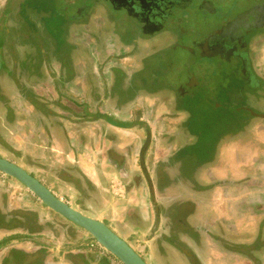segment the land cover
Masks as SVG:
<instances>
[{
  "label": "flooded vegetation",
  "instance_id": "flooded-vegetation-1",
  "mask_svg": "<svg viewBox=\"0 0 264 264\" xmlns=\"http://www.w3.org/2000/svg\"><path fill=\"white\" fill-rule=\"evenodd\" d=\"M160 40L174 42L161 48ZM263 44L264 0H0V118L4 119L0 151L8 153L0 152V156L26 169L20 162L28 161L27 152L12 146L10 140L16 134L10 130V121L22 115L14 103L29 104L40 120L41 108H57L71 120V138L76 141L81 136L79 122L92 131L101 130L102 135L110 123L122 131L113 133L105 149L99 141V158L90 160L93 165H105L102 193L98 190L95 195L86 186L91 191L82 195L78 163L52 165L67 171L69 184L80 190L79 204L85 197L90 204L110 206L115 199L111 180L116 177L124 186L118 198L131 202L130 194L143 190L141 208L148 202L152 210L148 221L139 205L116 199V204L126 206L124 220L116 223L120 232L114 229L118 235L141 218L152 232L144 241L151 240L154 253L171 264H229L239 256L263 264L264 243L256 242L226 244L228 253L218 261L206 246L201 250L192 244L182 218L192 206L188 203L192 186L197 185L195 195L205 196V183L214 184L213 167L224 168L221 155L226 147L240 149V155L251 153L249 158L264 155V117L259 115L264 114V72L257 62ZM171 48L180 51L162 54ZM127 106H131L128 122L117 119V113L108 114ZM207 124L212 135L205 140L207 126L203 125ZM42 129L48 137L47 129ZM148 135L143 158L151 187L139 162ZM65 142L76 157L72 139ZM132 160L137 165L133 173ZM255 161L256 165L252 159L238 163L248 171L238 182L264 185L255 169L261 167L260 159ZM175 213L182 217L175 219ZM75 231L72 239L78 240ZM197 234L200 244L203 233ZM92 240L89 235L81 246L90 251L85 244ZM5 251L0 264L46 262L47 253L41 249L19 256L14 247ZM172 252L179 255L173 257Z\"/></svg>",
  "mask_w": 264,
  "mask_h": 264
},
{
  "label": "crops",
  "instance_id": "crops-1",
  "mask_svg": "<svg viewBox=\"0 0 264 264\" xmlns=\"http://www.w3.org/2000/svg\"><path fill=\"white\" fill-rule=\"evenodd\" d=\"M48 108L49 109L41 108L39 110V116L43 118L40 120L37 118L38 116H33L29 104L25 103L23 106H19L18 103H14V109L22 115H18V120L10 121V130L14 131V133L16 132V134L10 137V140L12 146L21 148V150L23 149L27 152L28 162L26 161L25 163H28L30 166L33 164V157H38L41 160L46 157V163H50L51 159L54 157H60V153H64L65 156L69 158L75 157L72 151L67 148V146L65 147L66 139H72L75 147V144L79 143L80 149L76 148L77 155L75 158H77L78 155H85L93 158L96 157L97 159L99 158L98 153L100 152V150L97 149L99 141L102 142L103 149H105L109 141L113 139V133L118 134L122 131V129L107 123L106 130L108 136H104L107 133L102 135L101 130H94V132L90 128L85 127L81 122H77L78 132L79 134L81 133V136L78 138L80 140L76 141L75 137V139L71 138L74 136L73 132L70 131V127H72L71 120L64 116L65 113L64 115L60 113L57 108ZM130 108L131 106H127L116 111L111 109L108 114L117 113L119 115L117 119L126 120L128 122L131 119L128 116ZM45 110H48V112ZM3 121V115H1L0 122ZM42 128L47 129L48 137L43 135L45 132L42 133ZM86 133L88 135H86ZM43 139L48 140L49 143L43 142ZM36 146H41V149H37ZM87 147L90 148L88 149ZM250 155L251 153L239 154L237 158L242 164L246 163ZM103 159L104 157L102 161ZM253 159L256 160L257 158L253 157ZM133 162L134 160L131 162V173L137 168V165ZM260 163L261 167L259 169L255 167V169L257 176L261 177V179L263 177L264 179L263 160H260ZM78 166L80 170H77L81 178L84 179L85 185H90L91 190H95V195H98V190L102 193L101 189H105L106 187V169L103 162H101V164L98 162L97 166L94 165L89 168L82 167L78 161ZM25 168L30 170L29 167ZM222 168V165L213 167L214 172L212 173V179L214 180V184L210 185L208 182L205 183V196L202 195L200 197L195 195L197 185L194 184L192 186L191 200L188 202L192 206L185 217L175 213V219L182 217L183 221L186 222L188 226L186 234H188L190 240L193 241L192 244H194L197 249L198 245H200L201 250H206L207 247L208 253L215 256L218 261L220 258L224 257L225 253H228L226 252V244L251 246V244H255L254 242H256V244L264 243V185H246L243 182H238V178L231 180L227 177L225 168ZM31 170L33 169L31 168ZM13 184L14 183L11 181L6 184H0V260L4 257L6 253L5 250H7L8 247H14L16 249V255L18 256L29 254L37 249L45 251V253H47L45 264H84V262H87L86 264H119L118 259L110 253L90 249L88 244L91 241L85 244L90 251L81 246L83 243L82 240L86 238L85 234L82 233L85 232V230L76 225H71V231L73 232L74 228H78V240H74L68 235L65 236L64 232L59 234L57 229L50 230L48 226L49 219L42 218V216L46 214L45 211L43 212L41 208L38 212L33 211L34 208L32 206L34 205L25 204L27 199H23L24 197L22 198L24 195L23 193H19V195H22L21 197L17 196L16 193L13 194L11 190ZM202 186L203 185H201V188ZM134 188L135 187H133L132 190H135ZM178 197L176 201L177 204H180L183 200L180 194H178ZM198 198H200V201H198ZM128 199L136 203L139 202L135 201L134 194H130ZM107 202L105 201V203ZM125 207L126 206L123 205L122 210L125 211ZM149 207V204L144 202L145 210L141 213L146 220L151 221L152 210L149 209ZM34 215L36 216L34 219L35 222H33L32 219ZM94 218L103 221L100 216H94ZM58 224L61 225L63 223ZM107 225L114 230L110 224ZM199 231L203 233L204 238L200 244V240L198 241L199 235L197 234ZM86 234L88 233L86 232ZM132 234H135L133 229L126 231L121 237L126 240L139 255H142L136 248L135 243L138 241L142 243V246H145L147 241H144V239H146V237L142 239L139 236L137 237L139 239H137L135 236L133 237ZM141 234V236L145 235L142 232ZM128 236L133 238V240H129ZM148 241L151 242V240ZM73 245H75V247L70 248ZM260 251H264V249ZM85 252H87L89 257L86 258ZM239 257L241 258V256ZM27 258L28 257H24L26 260ZM240 258L236 257V259L229 264H252L250 260L248 261L247 259ZM6 264H12V262ZM208 264H210V262H208Z\"/></svg>",
  "mask_w": 264,
  "mask_h": 264
},
{
  "label": "rangeland",
  "instance_id": "rangeland-1",
  "mask_svg": "<svg viewBox=\"0 0 264 264\" xmlns=\"http://www.w3.org/2000/svg\"><path fill=\"white\" fill-rule=\"evenodd\" d=\"M171 40V39H168ZM174 41H165V40H160L158 41V43L160 44L161 48L171 44ZM180 51L179 48H171L168 49L166 51H163L162 54L168 55V56H172L173 53H176ZM257 62L259 65V68L262 70V72H264V44L261 45L257 51ZM192 126H194V131L198 130V125L192 123ZM202 126V125H201ZM205 126H207L205 128ZM208 127L210 128V130H207ZM203 128H205V135H203V138L205 140H208L211 138V132H212V127L207 124V125H203ZM259 133H255L256 137H258ZM254 136V135H253ZM253 138V137H250ZM255 139V138H253ZM43 142L47 143L48 141L46 139H43ZM49 143V142H48ZM44 144V143H43ZM246 144H249L248 142ZM75 151L74 154L77 153V149L79 148V143L75 144ZM41 146H36L37 149H41ZM82 148V147H81ZM88 149L90 147H87ZM23 151V150H21ZM2 153V155L7 156V152L5 151H0ZM83 152V151H82ZM240 153V149H237L234 146H228L226 148V150L223 151V155H221V158L224 160V168L225 171H227V177L231 180L240 177L243 174H248V171L246 168L242 169L239 166V162L240 160L237 158V156H239L238 154ZM82 154V153H81ZM62 156H64L63 154H61ZM74 158V156H73ZM257 158H259L260 160H264V155L258 154ZM54 159V160H53ZM250 159H252V163L254 165H256V161L253 160V158H249L246 161H249ZM77 161H74V159L69 158L67 156L63 157H54L51 159V164L47 165L46 164V157L39 159L38 157H33L32 158V162L33 166H30L28 163H25L24 161L20 162V164H22L24 167H29V169L32 170V173L35 174L38 178H40L41 182H43L44 184H47L49 188L52 189V191L58 196L60 197L62 200L64 201H68L72 204V206H75L76 208H82L84 210V212L89 215V216H100L104 221H106L107 223H109L117 232H120V229L116 226L117 220L122 221V219L124 220V210L122 205L116 204V199H120L119 201H125V203H130V205L132 204H137L139 205V208L141 209V211H143V209L141 208V204L140 201L142 200L143 196H146V193L142 190V192L139 190L138 194L135 193V191H133L134 196L136 197L137 201L139 202H132V200H130L131 202L126 201L125 199H121L118 197H122V196H117V195H113L115 196L114 201L112 202V204L110 206H105V205H93L90 204L84 197L83 202L81 204H79L76 201V195H78L80 193L79 191H76V189L69 184V182L72 179H68L67 178V171L64 170L63 168H58L56 166H52L54 163L59 164V163H64L65 167H68L70 165H74V163H78L82 165V167H92L94 166L91 161L93 162L95 159L93 157H88L85 155H78V157L76 158ZM91 160V161H90ZM28 162V161H27ZM72 169L75 168L71 167ZM77 169H79V166L77 167ZM44 170H48L50 171L49 173H46V171ZM80 170V169H79ZM212 170V169H209ZM247 171V172H246ZM236 176V177H235ZM49 177V179L47 178ZM116 178V177H114ZM83 183H84V179ZM13 182L14 184L11 186V190L13 191V194H17V196L21 197L22 195H19V193H23L24 195L22 196L23 199H27V202L25 203L26 205L30 204V205H34L32 206L34 209L33 211H40V208L43 210V212L45 211V215L42 216V218L44 219H49V228L51 229H57L58 233L61 234V232H64L65 236H69L70 238H72V226L71 224H69L68 220H66L65 218H63L62 216H59L58 213L54 212L53 210H51L50 208H48L47 206H45L35 195H33L24 185H22L20 182H15V179L10 177L9 175H0V184H6L7 182ZM88 184V182H87ZM90 184V182H89ZM80 186L82 187V191L81 193H83L82 195H85L86 193L90 192L86 190V185L84 183V187L82 184H80ZM90 186V185H89ZM86 192V193H85ZM77 193V194H76ZM80 193V194H81ZM135 199V200H136ZM17 200V199H16ZM148 204V202H146ZM37 207V208H35ZM38 209V210H36ZM150 209V207H149ZM106 210V211H105ZM145 210V209H144ZM49 213V214H48ZM56 213V214H55ZM58 214V215H57ZM36 218V216L34 215L32 217L33 222L34 219ZM68 221V222H66ZM58 223H63L61 225H59ZM71 223V222H70ZM132 225V229L136 232L135 236L141 235V232L144 233L145 235H150V233H152L151 231L149 232V230H147V226L148 223L146 222V220H142L141 218L137 221V223L135 224V226L133 224ZM35 227V225H34ZM78 227V226H77ZM34 229V228H33ZM78 228H74V231H77ZM76 231L74 234H76ZM87 231L82 232L85 234L86 238L88 237L87 235H90L88 232V234H86ZM142 236V238L144 239L147 236ZM121 237V235H119ZM141 237V236H140ZM129 240H133V238H131L130 236H128ZM136 238V237H135ZM136 248L140 251V253L142 254L143 258L145 259V261H147L149 264H171L170 260L166 257H160L158 255H156L154 253V251L152 250L151 247V242L147 241L145 246H142L141 242H136L135 243ZM75 247V245L71 246L70 248ZM179 254L172 252V256L176 257ZM240 258V257H238ZM240 259H244L243 257H241ZM119 261V260H118ZM121 262L119 261V264ZM122 264V263H121Z\"/></svg>",
  "mask_w": 264,
  "mask_h": 264
},
{
  "label": "water",
  "instance_id": "water-1",
  "mask_svg": "<svg viewBox=\"0 0 264 264\" xmlns=\"http://www.w3.org/2000/svg\"><path fill=\"white\" fill-rule=\"evenodd\" d=\"M259 115L264 117V114ZM148 140L149 135L140 150L139 162L146 178L149 181L143 158V153ZM0 172L16 179L33 195H35L45 206L58 213L72 224L87 231L94 238L96 243L101 245L108 253L118 259L122 264H148L131 245H129L103 221L82 213L75 206H72L68 202L62 200L37 177L30 174L26 169L14 161L0 156ZM151 194L153 195L152 192ZM195 264L199 263L195 262Z\"/></svg>",
  "mask_w": 264,
  "mask_h": 264
},
{
  "label": "built area",
  "instance_id": "built-area-1",
  "mask_svg": "<svg viewBox=\"0 0 264 264\" xmlns=\"http://www.w3.org/2000/svg\"><path fill=\"white\" fill-rule=\"evenodd\" d=\"M0 175L2 176V175H6V174L0 172ZM110 188H111V191L114 195L123 196L124 186L122 185V183L117 178H112ZM88 245H89V248L92 250L107 252L101 245L96 243L95 240H92L91 242H89Z\"/></svg>",
  "mask_w": 264,
  "mask_h": 264
}]
</instances>
